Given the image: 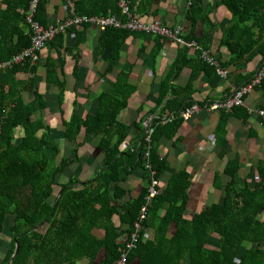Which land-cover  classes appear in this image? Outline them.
<instances>
[{"label":"trees","instance_id":"1","mask_svg":"<svg viewBox=\"0 0 264 264\" xmlns=\"http://www.w3.org/2000/svg\"><path fill=\"white\" fill-rule=\"evenodd\" d=\"M70 1L77 15H110L126 20L119 7L120 0ZM126 1L137 20H157L146 19L157 14L156 9L151 10L154 0ZM47 2L39 0L34 17L43 27L52 22L47 14ZM28 3L29 0L0 1V63L30 46L31 32L25 20ZM188 3L187 19L193 25L202 22L204 28L200 36L190 33L185 38L195 40L203 50L210 49L217 27L208 19L209 12L220 5L229 12L230 17L218 39V46L226 49L228 58L220 62V66H237L257 55L263 58L259 66L264 63V0H216L213 5L205 0H188ZM90 27L89 24L71 27L56 34L45 45L48 51L42 63L45 81L57 88L61 115L64 113L60 108L65 92V81L61 78L64 56L75 51L72 71L75 90L78 47L86 41ZM68 34L75 37L71 47L66 46ZM132 35L152 38L150 57H156L162 48L164 38L158 35L114 27L98 29L94 51L105 60L106 67L99 77L106 85L96 97L98 104L93 114H76L74 103L69 119L63 120V138L70 152L59 160L58 146L49 139L50 127L42 120L47 99L34 88L32 75L41 63L27 60L0 69V264H8L16 245L18 251L10 264H114L123 252H126L125 264H264V161L257 162L254 168L257 180L251 186L238 177L239 156L228 159L221 171L228 177L222 202L205 205L190 219L183 216L188 173L176 172L163 189L159 187V178L168 166L160 157L161 138L174 137L183 122L179 113L184 108L197 103L204 110L211 103L208 99L196 101L191 97L193 82L201 72L208 79L217 76L215 68L200 59V50H194V55L189 57V49L178 47L170 73L160 82L158 104L170 95L165 110L169 112L167 116L173 117L171 121L162 122L161 115L155 116L149 123L152 129L149 140L146 141L144 134L129 151L122 149L128 127L119 122L117 116L135 92V86L129 83V72L120 69L113 81L108 80L107 74L118 68L121 48ZM52 51L57 54L58 62L51 57ZM144 51L145 47L139 49L140 54ZM184 66L191 69V74L185 87L178 88L172 84L171 77ZM20 73L31 76L22 80L17 77ZM255 89L264 98V78ZM28 92L32 98L25 101L23 94ZM217 112L214 134L218 144L231 118L245 121L249 116L243 105ZM18 129L22 135L17 139ZM91 136L97 137L96 147L102 153L94 177L81 181L69 175L65 183H59L65 170L79 161L78 149ZM223 155L224 152L219 156ZM137 168L142 171L146 184L136 197L124 201L127 191L121 183ZM150 178L157 180L158 193L147 205L138 239L128 250L126 243L146 203ZM218 181L219 174L215 173L214 187L221 188ZM115 216L118 224L113 221ZM149 227L155 230V235L147 238ZM97 231L101 234L96 235ZM210 240L216 242L215 247L210 246Z\"/></svg>","mask_w":264,"mask_h":264},{"label":"crops","instance_id":"2","mask_svg":"<svg viewBox=\"0 0 264 264\" xmlns=\"http://www.w3.org/2000/svg\"><path fill=\"white\" fill-rule=\"evenodd\" d=\"M1 1V0H0ZM216 0H205L208 5H213ZM67 0H48L47 14L51 21L64 18L68 14ZM188 0H154L152 8L156 9L155 16L146 17L147 21L156 18L165 26L179 27L182 36L194 33L200 36L204 25L197 22L193 25L186 17L188 9ZM229 12L224 6L213 7L209 12L208 19L217 27L213 33L211 47L208 50L212 56L220 62L228 58L225 48L218 46V39L229 19ZM98 29L94 26L86 31V41L79 45L78 56V84L74 90L75 79L72 71L75 64L73 55L75 51L66 53L64 56L63 76L65 81V92L63 103L60 108L63 110L61 115L59 103L57 101V88L45 81V68L42 63L48 55L47 49L40 54L38 67L34 77V88L43 94L47 99V108L43 111L42 120L45 125L50 127L49 139L58 146L61 157L69 155L70 146H66L63 138V120H68L74 103L75 113L81 116L86 113L93 114L97 108V95L104 89L105 82L99 77V73L106 67L104 58L97 56L94 51L96 45V36ZM186 39V38H185ZM188 40V39H187ZM75 37L68 34L66 36V46L71 47ZM195 41V40H194ZM153 46V40L149 36L141 38L140 36H129L120 51V60L118 68H114L107 74L110 81L121 70L129 72V83L135 86V92L127 100V105L117 116L122 124L128 127V135L122 149L129 151L132 145L136 143L146 131V125H149L155 116L165 117L169 114L165 110L168 94L162 103L158 104V93L160 82L168 76L171 66L178 56V45L173 42L163 40L162 48L156 57H150V51ZM145 47V51L140 54L139 49ZM193 51L189 50L188 56H193ZM51 57L58 62L57 54L52 51ZM201 59V58H200ZM263 58L257 55L247 63L237 66H229L225 78L217 76L208 79L206 74L201 72L194 80L192 89V99L196 101H219L238 84H243L248 76H251L261 64ZM222 67V66H221ZM60 74V73H58ZM191 69L184 66L178 74L173 77L172 84L178 88L185 87L190 77ZM31 75L29 73H20L19 79L26 80ZM148 95H151L148 98ZM32 98L31 92L23 94L25 101ZM243 106L248 110L249 116L243 121L238 117L229 120L225 127V135L218 144L214 134L218 123V112L201 110L187 121H183L173 138L167 140L161 138L159 144L160 157L166 161L167 169L159 178V187L163 189L171 175L179 171H185L189 175V185L186 189V210L184 218L190 219L195 213L202 210L205 205L221 203L224 198V185L228 177L221 173L228 159L239 156L240 169L238 177L245 179L251 186L257 180L254 168L259 160L264 161V116L258 113L264 110V98L259 90H253L246 95L243 100ZM22 132L18 129L15 137L18 139ZM97 137L91 136L78 149L79 161L73 163L59 177V183H65L69 175L77 177L81 181H86L94 177L98 163L102 160V153L96 147ZM224 152L223 157L219 155ZM253 168V169H252ZM215 173L219 174L220 187H214ZM146 182L142 177V171L137 168L132 173L126 175V179L121 183L127 194L123 200L136 197ZM163 210L160 215L163 214ZM115 224H118V218H113ZM174 229H172L173 231ZM96 235L101 232L97 231ZM155 235V230L151 227L146 229V237ZM210 246L215 247L216 242L210 240ZM1 256V254H0Z\"/></svg>","mask_w":264,"mask_h":264},{"label":"built area","instance_id":"3","mask_svg":"<svg viewBox=\"0 0 264 264\" xmlns=\"http://www.w3.org/2000/svg\"><path fill=\"white\" fill-rule=\"evenodd\" d=\"M68 14L62 18L52 21L47 27H43L40 23L34 20L36 9L39 0H29L28 8L25 12V20L29 25L31 36L30 46L23 49L19 53L13 55L11 59L0 63V69L10 68L14 64L29 61L30 63H37L40 59V53L45 49L46 42L52 39L56 34L63 33L71 27H80L83 24H89L97 29L104 30L106 27L121 28L130 31L145 32L150 36L158 35L165 40L170 41L178 45L179 47H185L189 50H200L199 57L206 63L212 65L215 68L216 75L220 78L227 76V69L220 66L218 61L211 55L208 50H203L199 47L196 41L187 40L182 36L179 27L169 28L162 24L160 21L141 22L134 18L128 8L126 0L119 1V7L122 14L126 17L125 21H121L114 16L98 17V16H82L77 15L74 12L73 4L70 0H67ZM264 78V63L259 66L253 73L250 80L242 84L237 88H232L230 94H225L219 101H213L204 110L210 112H217L220 109L225 111H231L233 107L242 106L244 97L250 94ZM203 110L197 103H193L190 106L180 111L179 116L183 121L189 120L191 117ZM258 113L264 116V110H259ZM172 116H165L162 118V122L171 121ZM146 141L149 140V135L152 129L149 125H146ZM147 156V153L145 154ZM149 167V165H147ZM154 173L151 172V176ZM158 193V182L154 178H150V184L147 189V195L145 197V204L141 207L137 220L134 223V232L131 234L129 242L126 243V248L129 250L134 247L138 239V231L140 229V223L143 221L147 209V205ZM126 252H123L120 258L114 264H125Z\"/></svg>","mask_w":264,"mask_h":264},{"label":"water","instance_id":"4","mask_svg":"<svg viewBox=\"0 0 264 264\" xmlns=\"http://www.w3.org/2000/svg\"><path fill=\"white\" fill-rule=\"evenodd\" d=\"M58 195H59V193H58ZM17 251H18V247H17V245H16V247H15V250H14V253H13V255H12L11 259L9 260L8 264H10V263H11V261H12V258H13L14 256H16V254H17Z\"/></svg>","mask_w":264,"mask_h":264},{"label":"rangeland","instance_id":"5","mask_svg":"<svg viewBox=\"0 0 264 264\" xmlns=\"http://www.w3.org/2000/svg\"><path fill=\"white\" fill-rule=\"evenodd\" d=\"M7 226V225H6ZM5 228H7V227H5ZM7 229H5V231H6Z\"/></svg>","mask_w":264,"mask_h":264}]
</instances>
